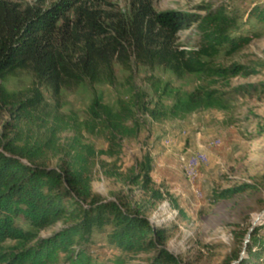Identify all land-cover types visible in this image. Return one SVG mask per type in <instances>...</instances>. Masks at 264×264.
Wrapping results in <instances>:
<instances>
[{
	"label": "trees",
	"instance_id": "1",
	"mask_svg": "<svg viewBox=\"0 0 264 264\" xmlns=\"http://www.w3.org/2000/svg\"><path fill=\"white\" fill-rule=\"evenodd\" d=\"M205 9V8H202ZM201 13L182 10L158 12L152 0H131L130 10H93L86 0H59L50 8L20 6L0 0V110L18 104L21 118L28 109L43 101L39 87L50 89L58 98L65 88L83 84L95 87L100 83L116 84L115 66L129 73L128 81L135 92L132 102L121 104L119 110L103 105L94 91L90 106L93 119L112 144L120 137H136L140 130L134 120L136 110H143L154 121L184 119L211 108H226L225 94L200 86L184 95L173 92L169 85L157 86L156 94L169 96V107L161 101L152 108L141 93L134 89L135 67H163L175 75L205 74L212 78L250 76L242 65L213 66L212 60L223 50L232 54L255 37L234 35L240 28L235 11L221 5ZM249 18L264 27V9L254 8ZM198 25L200 44L181 48L178 34ZM29 71L36 80L35 98L19 101L6 92L3 81L16 71ZM264 89V86L262 87ZM259 86L243 87L236 92H258ZM130 124L133 126L130 127ZM18 123L14 125L17 129ZM87 152V154H85ZM77 152L61 167H50L41 148L16 144L13 140L0 148V264H106L89 251L95 232H106L107 243L123 258L134 260L149 255L145 264H186L169 249L172 230L154 226L148 215L156 205L169 201L180 210L176 201L161 190L154 189L152 157L146 155L136 175L128 180L150 194L154 203L130 204L119 198L102 199L93 194L92 179L86 163L95 156L90 147ZM118 176V174H112ZM251 188L244 185L223 191L215 202L230 199ZM24 221L29 229H25ZM58 222L64 227L46 238L39 232ZM264 230V226L263 229ZM257 229L248 245L247 258L241 264H264V235ZM9 241L18 244L6 247ZM240 255L234 260L239 261Z\"/></svg>",
	"mask_w": 264,
	"mask_h": 264
},
{
	"label": "rangeland",
	"instance_id": "2",
	"mask_svg": "<svg viewBox=\"0 0 264 264\" xmlns=\"http://www.w3.org/2000/svg\"><path fill=\"white\" fill-rule=\"evenodd\" d=\"M20 6L50 8L59 0H8ZM93 10H130L131 0H86ZM155 10L168 12L182 10L191 13L208 12L221 5L235 11L239 30L234 34L254 36L248 45L228 54L223 50L212 60L213 66L230 67L242 65L255 71L250 76L229 78L210 77L205 74L175 75L163 67H135L134 89L152 108L161 101L169 107L171 97L156 94L157 86L169 85L173 92L186 95L203 86L225 94L226 108H211L197 111L184 119L154 121L144 111L136 110L140 130L136 137H118L112 144L93 119L90 106L95 98L114 110L121 104H130L135 92L128 81L129 73L120 65L115 66L116 84L105 82L91 87L86 83L79 87L63 89L58 98L50 89L39 87L43 97L41 105L28 109L18 118V104L0 110V148L2 143L13 140L16 144L41 148L45 163L50 167H61L70 162L85 147H90L95 156L88 157V174L92 179V191L102 199L116 197L130 204L154 203L150 194L132 185L128 180L136 175L146 155L152 157L153 188L172 197L180 210L175 221L165 223L172 230L169 249L186 264H234L236 255L247 258L245 242L254 223L264 235V27L249 18L254 8L264 9V0H152ZM205 8V9H202ZM198 25L178 34L177 44L181 48L197 47L200 44ZM5 90L19 101L35 98L36 80L29 71H16L2 82ZM259 86L258 92H236L243 87ZM18 123L17 129L14 125ZM133 125L130 124V127ZM205 153L207 162L199 166L194 178H189L180 158L186 155ZM87 154V152H85ZM118 174L113 176L112 174ZM250 185L245 193L230 199L215 202V196L223 191ZM164 201L149 211L150 218L159 211ZM159 220L169 213L159 211ZM260 219V220H259ZM20 224L29 229L25 222ZM63 222L39 232L46 238L64 227ZM188 230L184 235L183 230ZM191 232L190 238L187 236ZM184 238L186 240L184 241ZM94 244L87 248L106 264L121 260L123 255L107 243L106 232L94 233ZM18 242L4 244L11 247ZM248 244V245H249ZM248 249V246H247ZM245 251V254H244ZM59 264H64V255ZM149 258L141 254L123 264H145ZM242 260V261H243ZM242 261L239 263L241 264Z\"/></svg>",
	"mask_w": 264,
	"mask_h": 264
},
{
	"label": "built area",
	"instance_id": "3",
	"mask_svg": "<svg viewBox=\"0 0 264 264\" xmlns=\"http://www.w3.org/2000/svg\"><path fill=\"white\" fill-rule=\"evenodd\" d=\"M208 160L207 155L205 153H197L194 155H186V156H182L180 158V161L182 162V164L184 165L187 175L189 176V178H194L197 174V170L199 168V166L203 163H206ZM159 211H164V212H168L169 216L168 218L164 219L163 222L162 220H159L158 217L159 215ZM159 211L157 213L154 214V216L151 218V222L154 226H165V223L169 222V221H175L178 216H179V212L178 210L174 209L169 201H164L162 207L159 209ZM182 232H184V235H186V232H188V230H183ZM187 236L190 238L191 236V232L189 234H187ZM186 240V238H184V241Z\"/></svg>",
	"mask_w": 264,
	"mask_h": 264
},
{
	"label": "water",
	"instance_id": "4",
	"mask_svg": "<svg viewBox=\"0 0 264 264\" xmlns=\"http://www.w3.org/2000/svg\"><path fill=\"white\" fill-rule=\"evenodd\" d=\"M256 225H257V222L254 223L252 229H251L250 232H249V235H248L247 240H246V242H245V246H246V247H245V251L247 250V246H248V244H249V242H250V239H251V234L253 233V231H254ZM245 251H244V254H245ZM242 260H243V257H241L240 260H239L238 262H235L234 264H239Z\"/></svg>",
	"mask_w": 264,
	"mask_h": 264
},
{
	"label": "bare ground",
	"instance_id": "5",
	"mask_svg": "<svg viewBox=\"0 0 264 264\" xmlns=\"http://www.w3.org/2000/svg\"><path fill=\"white\" fill-rule=\"evenodd\" d=\"M261 216H262V218H261V219H264V214H262ZM259 220H260V219H259Z\"/></svg>",
	"mask_w": 264,
	"mask_h": 264
}]
</instances>
